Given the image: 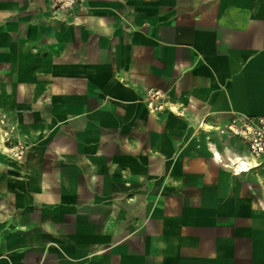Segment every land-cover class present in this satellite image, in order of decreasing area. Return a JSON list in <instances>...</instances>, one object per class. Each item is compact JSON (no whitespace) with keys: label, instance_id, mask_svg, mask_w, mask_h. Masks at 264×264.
<instances>
[{"label":"crops","instance_id":"1","mask_svg":"<svg viewBox=\"0 0 264 264\" xmlns=\"http://www.w3.org/2000/svg\"><path fill=\"white\" fill-rule=\"evenodd\" d=\"M84 5L0 0V264H264V0Z\"/></svg>","mask_w":264,"mask_h":264},{"label":"built area","instance_id":"2","mask_svg":"<svg viewBox=\"0 0 264 264\" xmlns=\"http://www.w3.org/2000/svg\"><path fill=\"white\" fill-rule=\"evenodd\" d=\"M84 6V0H51L53 11H65L74 7L82 9ZM145 103L150 111L161 110L166 104L164 93L158 88L147 87ZM1 123V137L8 149L7 153L16 159L22 158L27 149L26 141L14 135L11 124H7L4 119H1ZM217 128L246 141L248 156L238 154L226 158L225 163L233 172L244 171L264 163V115H233L224 125Z\"/></svg>","mask_w":264,"mask_h":264},{"label":"rangeland","instance_id":"3","mask_svg":"<svg viewBox=\"0 0 264 264\" xmlns=\"http://www.w3.org/2000/svg\"><path fill=\"white\" fill-rule=\"evenodd\" d=\"M1 119H4L5 122L7 123V121H6V115H5V114H1V115H0V123H1ZM7 124H8V123H7ZM1 125H2V127H3V123H1ZM12 126H13V125H12ZM2 127H1V129H2ZM13 128H14V129H13V130H14V132H13L14 135H15V136H18V134L15 132V127H14V126H13ZM0 134H1V130H0ZM16 134H17V135H16ZM18 137H20V136H18ZM20 138H21V137H20ZM21 139H22V138H21Z\"/></svg>","mask_w":264,"mask_h":264},{"label":"bare ground","instance_id":"4","mask_svg":"<svg viewBox=\"0 0 264 264\" xmlns=\"http://www.w3.org/2000/svg\"><path fill=\"white\" fill-rule=\"evenodd\" d=\"M1 138H2V137H1ZM4 149H5V151L7 152L8 149H7L5 146H4Z\"/></svg>","mask_w":264,"mask_h":264}]
</instances>
